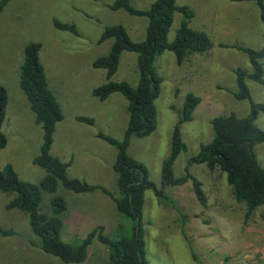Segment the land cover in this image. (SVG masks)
<instances>
[{
    "label": "rangeland",
    "instance_id": "1",
    "mask_svg": "<svg viewBox=\"0 0 264 264\" xmlns=\"http://www.w3.org/2000/svg\"><path fill=\"white\" fill-rule=\"evenodd\" d=\"M115 1L11 0L0 13V85L9 96L2 128L8 145L0 151V170L11 164L21 180L32 184H39L46 174L33 163L40 153L43 132L20 87L25 47L37 43L42 46L41 62L64 115L57 125L52 154L70 164L71 178L101 185L119 195L113 169L117 151L97 138V133L123 140L129 119L128 101L119 94L107 101L92 95L93 89L107 81L106 71L95 69L93 63L111 50L112 40L99 43L106 27L122 25L133 41L141 42L146 37L148 20L111 10ZM154 2L132 0V5L147 10ZM177 5L194 12L191 27L206 32L213 48L203 55H190L182 63L167 51L155 63L163 78L156 101L157 129L147 138H133L129 153L147 166L150 179L158 187L177 124L188 147L174 167L175 175L181 176L200 146L212 140L211 122L215 117L234 115L244 119L250 115L249 101H238L234 94L236 70L251 74L253 68L248 56L232 46L254 50L263 47L264 27L256 2L177 0ZM183 19V14L175 15L170 41ZM55 21L75 25L78 35L59 29ZM137 59L136 53L124 52L113 80L136 87L140 79ZM247 85L253 101L264 104V85L251 79H247ZM187 94L201 99L191 121H183ZM79 116L93 118L94 124L79 122ZM256 124L264 130L263 114ZM255 152L264 167V144L257 145ZM192 173L204 185L208 209L198 202L191 184L168 188L166 193L172 202H160L153 190L145 193L149 264H264V207L247 218V208L233 197L225 174L211 172L203 165L194 166ZM58 193L68 203L61 234L65 243L78 244L98 226H103L104 233L112 238L121 233V226L127 234L133 227L134 222L120 216L114 200L102 191L76 195L60 187ZM13 197L0 191V228L14 232L13 236L0 237V264H65L38 247L39 239L31 232L27 215L7 209ZM51 198L43 193L44 213H51ZM83 264H110L106 245L95 241Z\"/></svg>",
    "mask_w": 264,
    "mask_h": 264
},
{
    "label": "trees",
    "instance_id": "2",
    "mask_svg": "<svg viewBox=\"0 0 264 264\" xmlns=\"http://www.w3.org/2000/svg\"><path fill=\"white\" fill-rule=\"evenodd\" d=\"M231 2H256L260 9V18L264 27V0H226ZM11 0L0 1V13ZM110 9L123 10L131 16L145 17L148 20L146 37L141 42L131 39L122 25L108 26L104 29L99 43L112 40L108 55L95 60V69L106 71V83L96 87L92 95L100 101H107L111 96L119 94L128 101V126L123 140H117L105 133H97V138L114 147L117 151L113 169L117 174L119 195L101 185H93L86 180L69 176L70 164L64 163L52 154L57 125L64 120L61 104L50 88L45 68L41 62L42 46L30 43L25 47L24 62L21 67L20 87L27 97L35 121L41 126L43 136L40 153L33 160L34 165L45 170L46 174L39 184H32L20 179L11 164L0 170V191L13 195L8 203V210H19L28 216L31 232L39 239L38 247L46 254L59 258L65 264H83L88 258L90 247L99 241L108 248L110 264H149L146 259V241L144 228L145 193L153 190L160 202H172L166 193L168 188L192 185L194 195L204 209L209 208V199L201 180L192 173L197 165L207 167L211 172L217 170L225 174L232 195L247 208L249 218L259 208L264 207V167L260 164L255 147L264 144V130L256 121L264 115V104L252 99L247 79L264 85V30L261 50L232 46L233 49L246 54L253 68L248 74L243 69L236 70L237 91L234 94L238 101H249L250 115L239 119L234 115L215 117L211 124L213 138L209 143L200 146L199 153L190 158L185 173L176 176L174 167L179 156L188 151L184 142L180 123L172 133L171 150L161 167L160 187L151 179L147 166L132 157L129 153L133 138H147L157 129L156 101L161 94L162 76L155 63L163 53L171 52L179 63L190 55H203L213 48L209 35L191 27L194 12L186 6H178L177 0H155L147 10L136 9L132 0H116ZM181 13L184 19L176 31L173 41L169 34L175 15ZM55 25L63 30L78 35L75 25L55 21ZM225 47V46H223ZM124 52L136 53L139 69V83L136 87L128 82L114 81L121 56ZM9 96L7 89L0 85V151L8 145L3 132V124L7 117ZM201 99L194 94H187L183 109V121H191ZM77 120L89 125L93 118L84 116ZM62 187L76 195L93 194L102 191L114 200L120 216L133 221V227L127 234L123 226L121 233L115 237L106 235L105 228H94L86 238L78 244L65 243L61 239L64 229L63 217L68 209L66 198L58 193ZM43 193L52 195L51 213L41 210ZM12 230L0 228V237L13 236Z\"/></svg>",
    "mask_w": 264,
    "mask_h": 264
}]
</instances>
